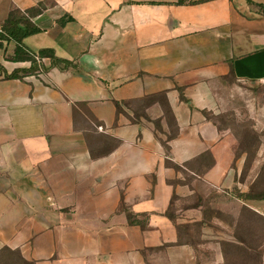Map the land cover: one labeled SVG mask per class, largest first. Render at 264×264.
<instances>
[{
	"label": "crops",
	"instance_id": "0c3cea01",
	"mask_svg": "<svg viewBox=\"0 0 264 264\" xmlns=\"http://www.w3.org/2000/svg\"><path fill=\"white\" fill-rule=\"evenodd\" d=\"M182 1L0 0V28L42 6L24 46L70 63L8 80L31 63L0 49V264H252L264 160L213 116L264 84V0Z\"/></svg>",
	"mask_w": 264,
	"mask_h": 264
},
{
	"label": "rangeland",
	"instance_id": "374dc122",
	"mask_svg": "<svg viewBox=\"0 0 264 264\" xmlns=\"http://www.w3.org/2000/svg\"><path fill=\"white\" fill-rule=\"evenodd\" d=\"M226 89H221L218 98V110L213 122L219 129L236 141V158L245 156L247 161L264 160V84L237 83L229 80ZM250 165L247 166L249 170ZM263 176L254 180V189H260ZM240 216L237 223L244 224L245 217ZM222 219H228L222 216ZM248 240L251 245L239 248V260L247 258L252 264H264V222L255 218H246ZM245 238V231L237 229V239Z\"/></svg>",
	"mask_w": 264,
	"mask_h": 264
},
{
	"label": "trees",
	"instance_id": "16d2710c",
	"mask_svg": "<svg viewBox=\"0 0 264 264\" xmlns=\"http://www.w3.org/2000/svg\"><path fill=\"white\" fill-rule=\"evenodd\" d=\"M181 3H183V1L179 0V4ZM42 10V6L26 13L13 10L7 21L0 28V49L4 48V43L7 45L13 43L15 45L14 56L7 58V60L12 62L31 63L30 69L15 70L12 74L6 75L5 79H23L26 76L33 75L38 70V62L47 58L52 61L53 65L64 64L66 68L70 65V63L66 61L57 59L53 50H41L39 53H31L24 46L25 39L41 33L40 29L32 22V19L41 14Z\"/></svg>",
	"mask_w": 264,
	"mask_h": 264
}]
</instances>
